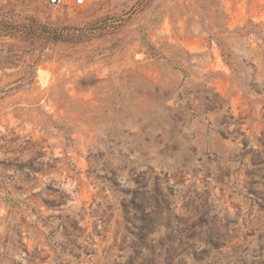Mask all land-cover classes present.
I'll list each match as a JSON object with an SVG mask.
<instances>
[{"label": "rangeland", "instance_id": "obj_1", "mask_svg": "<svg viewBox=\"0 0 264 264\" xmlns=\"http://www.w3.org/2000/svg\"><path fill=\"white\" fill-rule=\"evenodd\" d=\"M0 0V264H264V0Z\"/></svg>", "mask_w": 264, "mask_h": 264}, {"label": "built area", "instance_id": "obj_2", "mask_svg": "<svg viewBox=\"0 0 264 264\" xmlns=\"http://www.w3.org/2000/svg\"><path fill=\"white\" fill-rule=\"evenodd\" d=\"M94 1H97V0H74L73 3L76 6H83L89 2H94ZM49 3L53 4V5L60 6V5L65 4V0H50Z\"/></svg>", "mask_w": 264, "mask_h": 264}]
</instances>
